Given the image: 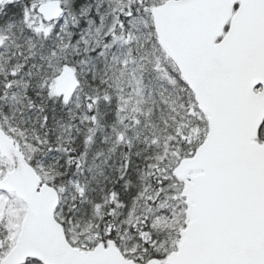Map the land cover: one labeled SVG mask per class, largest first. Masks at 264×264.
<instances>
[{
  "label": "snow or ice",
  "instance_id": "1",
  "mask_svg": "<svg viewBox=\"0 0 264 264\" xmlns=\"http://www.w3.org/2000/svg\"><path fill=\"white\" fill-rule=\"evenodd\" d=\"M0 264H264V0H0Z\"/></svg>",
  "mask_w": 264,
  "mask_h": 264
}]
</instances>
